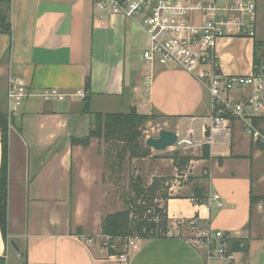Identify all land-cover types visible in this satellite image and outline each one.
Returning <instances> with one entry per match:
<instances>
[{
    "label": "crops",
    "instance_id": "1",
    "mask_svg": "<svg viewBox=\"0 0 264 264\" xmlns=\"http://www.w3.org/2000/svg\"><path fill=\"white\" fill-rule=\"evenodd\" d=\"M255 2V37L218 42L219 67L229 76L254 73L256 43L264 54V0ZM0 9L11 24L10 33L0 31V112L8 117L12 78L23 79L29 92L9 121L8 238L20 251L12 253L0 228L4 264H221L198 250L193 232L180 224L196 217L201 228L225 234L234 255L231 264H264L262 147L235 119L230 131L203 133L213 106L203 85L187 72L161 64L152 67L148 84L150 70L142 59L147 36L133 23L102 17L91 0H11L2 1ZM49 89L86 93L95 113L135 109L154 116L162 121L158 133L177 134L173 147L196 152L204 148L210 158H192L188 170L204 172L207 200L199 203L193 194L171 193L166 202L168 235L140 240L127 261L110 254L100 238L103 219L113 214L107 213L105 203L116 196L117 165L108 158L112 174L106 173L97 139L88 147L71 143V138L89 136L91 119L83 113L84 100L45 102L40 95ZM231 95L240 99L242 92ZM258 126L264 132V121ZM2 157L0 131V172ZM152 164L156 167L145 169H159L160 177L164 165ZM215 194L224 204L221 209L209 204ZM233 241L247 250L232 252Z\"/></svg>",
    "mask_w": 264,
    "mask_h": 264
},
{
    "label": "built area",
    "instance_id": "2",
    "mask_svg": "<svg viewBox=\"0 0 264 264\" xmlns=\"http://www.w3.org/2000/svg\"><path fill=\"white\" fill-rule=\"evenodd\" d=\"M8 2L11 0H2ZM45 1V0H41ZM96 13L105 18H120L136 25L148 38V47L142 59L151 70L156 64L178 69L190 74L211 94L212 114L205 135L230 131L231 120L240 121L245 133L254 144L262 147L264 157V132L255 120L264 118V66L251 75L229 76L220 67L217 45L221 39L232 37H255L257 6L255 0H91ZM241 91L240 99L231 94ZM29 96L27 85L21 78H12L8 91V121L18 114ZM86 93L65 94L58 89L44 90L40 97L45 102H61L67 98L84 100ZM209 204L223 208L219 194L209 199ZM164 201L154 199L146 215L149 222L157 223L156 207ZM131 218L136 219L134 213ZM193 232L192 243L203 251L208 259L231 264L233 253L226 246L225 234L210 228H201L199 219L180 221ZM140 237L129 238L125 246L124 261L128 253L139 248ZM108 247V241L104 242Z\"/></svg>",
    "mask_w": 264,
    "mask_h": 264
},
{
    "label": "trees",
    "instance_id": "3",
    "mask_svg": "<svg viewBox=\"0 0 264 264\" xmlns=\"http://www.w3.org/2000/svg\"><path fill=\"white\" fill-rule=\"evenodd\" d=\"M2 0H0V4ZM0 31L10 33L11 24L7 21L6 12L0 9ZM263 48L261 44L256 43L254 66L255 70L263 67ZM83 113L88 114L91 119V126L89 136L85 138H71L73 145L88 147L92 139L103 140L107 144H113L116 147L118 144H123V147L118 151L117 168L121 169V162H124L125 152L130 153L131 158H146L149 156L151 149L146 147L143 150L141 146L142 133L140 127L148 121L155 119L154 116H145L139 114L135 109L129 112L118 113H95L91 110L90 99H84ZM263 122L264 118L255 120L258 126L259 122ZM9 121L6 114L0 112V131L2 143V167L0 172V228L2 230L6 242L11 243L8 229V165H9ZM209 158V154L206 153ZM175 165L178 167L186 166L190 161L187 158L175 157ZM159 179H154L153 183L147 187L143 185L142 180L137 178L133 184L131 183V190L133 199H128L126 202V209L107 215L102 221L101 236L109 237L108 251L112 255H123V248H125L127 241L132 237H140L142 239H156L168 235L169 221L167 215L166 202L170 199L167 193L162 191V185ZM158 193L161 196H157ZM194 199L197 202L203 203L207 200L205 188L195 186L193 189ZM154 199H161L164 201L162 209L156 207V215L159 216L157 223L149 222V216L146 212ZM260 200V199H259ZM255 198L252 197V202ZM131 213L137 216L136 219L131 218ZM9 240V241H8ZM116 241L117 245H116ZM119 243V244H118ZM104 244V243H103ZM114 247V248H113ZM232 252H245L247 249L241 247L240 241H233L231 243ZM0 264H4V260H0Z\"/></svg>",
    "mask_w": 264,
    "mask_h": 264
},
{
    "label": "rangeland",
    "instance_id": "4",
    "mask_svg": "<svg viewBox=\"0 0 264 264\" xmlns=\"http://www.w3.org/2000/svg\"><path fill=\"white\" fill-rule=\"evenodd\" d=\"M161 122H162L161 120H158L155 118L151 121H148L147 123H145L143 126L140 127V131L142 133V137L140 138L141 139L140 143L144 151L146 150V141L148 139L152 137L158 138L159 136L158 132L160 128H162ZM180 140H182V137H180ZM99 141H100L98 143L99 150H100L99 153L100 154L103 153L102 155L106 163V173L110 172L112 174L111 170L108 168V165H107L108 158H111V161L117 164L118 163L117 154H118V151L121 149V147H123V144H118L117 150H116L115 145L107 144L103 140H99ZM175 147L170 148L164 152L150 151L149 152L150 155L147 156L146 158H131L130 153L125 152L124 162H121V165H120L121 169L117 168V170H115V173H114L118 175V178H115L116 179L115 185L113 187L114 192L116 193V196H111L110 201L105 203L107 213L113 212L114 214V213H118L126 209V202L128 201V199H131V198L133 199L131 183L133 184V182L137 178L142 180L143 185L147 187H149L153 183L154 179L162 180L161 181L162 191L164 193H167V195H170L172 193V195H175L178 197L193 194V189L195 186L203 187V184L205 183V182H202L204 179V177H202L204 175V172L196 168L195 170L192 169L191 173L193 174H191L188 168L190 166V162L192 158H194L195 160H197L198 158L209 159L210 157L209 158L206 157L207 151L204 150V148L199 152H196L195 151L196 149L185 151V150H181V147L179 146L177 148ZM195 153H197V155H194ZM110 154L112 155L111 157H110ZM176 156L187 158L190 161L188 162L186 166L178 167L175 165ZM152 163H155V164L158 163V165L161 163L162 165H164V168L161 169L160 177H158L156 174L157 172L160 171L159 169H155V170L145 169L146 167H153V168L156 167ZM139 170H140V174L137 172ZM144 174H147L149 176V180L145 179ZM153 175H155V177L152 178ZM193 175L197 176L198 180ZM201 184L202 186H200ZM174 187L177 189L173 190L172 192L170 189H173ZM157 196L159 197L161 196V194L158 193ZM127 197L129 198L127 199ZM100 240L102 243L107 242V241L108 243L110 242V238L105 237V236H102ZM117 242L118 241L115 242L116 245H117ZM124 249L125 248H123V251ZM11 251L12 253H15L13 247Z\"/></svg>",
    "mask_w": 264,
    "mask_h": 264
},
{
    "label": "water",
    "instance_id": "5",
    "mask_svg": "<svg viewBox=\"0 0 264 264\" xmlns=\"http://www.w3.org/2000/svg\"><path fill=\"white\" fill-rule=\"evenodd\" d=\"M177 142L178 136L176 133L163 130L159 133L158 138L148 139L146 145L149 149L164 152L169 148L175 146ZM11 245L17 252L20 251L18 246L14 242H12Z\"/></svg>",
    "mask_w": 264,
    "mask_h": 264
}]
</instances>
